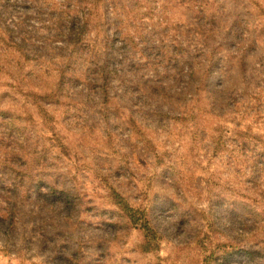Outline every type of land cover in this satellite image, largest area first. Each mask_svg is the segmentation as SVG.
Returning <instances> with one entry per match:
<instances>
[{"label":"rangeland","instance_id":"374dc122","mask_svg":"<svg viewBox=\"0 0 264 264\" xmlns=\"http://www.w3.org/2000/svg\"><path fill=\"white\" fill-rule=\"evenodd\" d=\"M82 2L0 0V264H264V0Z\"/></svg>","mask_w":264,"mask_h":264},{"label":"trees","instance_id":"16d2710c","mask_svg":"<svg viewBox=\"0 0 264 264\" xmlns=\"http://www.w3.org/2000/svg\"><path fill=\"white\" fill-rule=\"evenodd\" d=\"M78 1H79L80 4H84L82 2L83 0H78ZM49 192L51 194H55L56 193L53 188H50ZM49 192H47V194H49ZM120 205H121V209L123 211H126V212L129 211L127 206H124L121 202H120ZM3 231L5 233L4 235L9 240V238L12 237V233H11L12 230H3ZM48 241L49 240L47 239L46 234L41 235L40 246H38L39 247L38 251L41 254L49 255V258H50L52 264H58L59 261L60 262H65V263H68V264H74L76 262V259H77V262L79 261V263H81L83 261V258H81V257L79 258L80 253H78L77 250H74L75 246L72 245L71 243L68 242V244L62 245V246H60L58 248H54V247L51 248V247L48 246V244H46V242H48Z\"/></svg>","mask_w":264,"mask_h":264}]
</instances>
